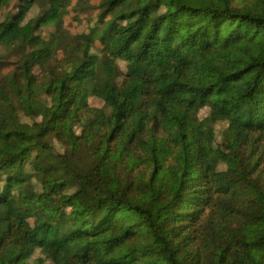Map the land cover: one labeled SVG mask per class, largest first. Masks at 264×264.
Masks as SVG:
<instances>
[{"label":"trees","instance_id":"1","mask_svg":"<svg viewBox=\"0 0 264 264\" xmlns=\"http://www.w3.org/2000/svg\"><path fill=\"white\" fill-rule=\"evenodd\" d=\"M3 13L0 264H264V0Z\"/></svg>","mask_w":264,"mask_h":264},{"label":"rangeland","instance_id":"2","mask_svg":"<svg viewBox=\"0 0 264 264\" xmlns=\"http://www.w3.org/2000/svg\"><path fill=\"white\" fill-rule=\"evenodd\" d=\"M16 1L17 0H11V3L14 4ZM11 10L16 11L17 6H13ZM4 18H5V13L0 15V21L3 20ZM88 19H89L88 14L83 15L82 17L81 16L77 17V19H76L77 25H75V31H78V32H81L82 30L85 31L87 29L86 21ZM29 49H28V52L34 50V48H29ZM9 62L10 61L2 60L1 64L6 65ZM25 129L28 131H29V129L32 131H37L38 127L37 126L31 127V128L26 127ZM37 153H38V155L34 159V163L42 162L43 164H48V163L54 162V161H56L58 163H63L62 157L60 155H58L56 150H48V151L41 150V151H38ZM16 160H17V163L20 162L19 158H17ZM22 177L26 178L27 175L24 174ZM19 242H20V245L23 249V252L29 253L31 251L32 247H34L35 244L37 243L36 232L33 231L31 228H25L23 230L22 234L19 236ZM62 260L64 263H68V262H70L71 257L69 255L65 254L62 256Z\"/></svg>","mask_w":264,"mask_h":264}]
</instances>
